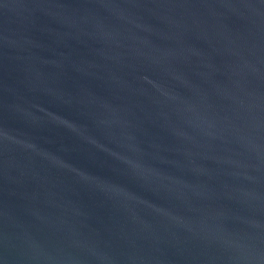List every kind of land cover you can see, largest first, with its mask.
I'll return each instance as SVG.
<instances>
[{"label": "water", "instance_id": "obj_1", "mask_svg": "<svg viewBox=\"0 0 264 264\" xmlns=\"http://www.w3.org/2000/svg\"><path fill=\"white\" fill-rule=\"evenodd\" d=\"M0 264H264V0H0Z\"/></svg>", "mask_w": 264, "mask_h": 264}]
</instances>
